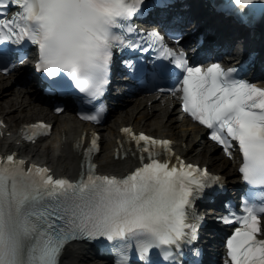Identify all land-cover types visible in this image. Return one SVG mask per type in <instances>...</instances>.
<instances>
[{"label":"snow or ice","instance_id":"6c2138e0","mask_svg":"<svg viewBox=\"0 0 264 264\" xmlns=\"http://www.w3.org/2000/svg\"><path fill=\"white\" fill-rule=\"evenodd\" d=\"M232 3L245 10L252 0ZM9 5L18 10L9 15ZM143 9L144 0H0V41L18 45L29 38L38 45L35 66L52 77L53 84H74L89 97L104 93L114 47L144 52L155 48L170 59L171 64L151 72L170 77L179 70L174 90L182 92L183 108L207 126L229 156L238 142L243 179L259 186L245 199L242 213L221 217L240 225L227 238L226 264H264V87L240 78L235 68H224L219 61L190 63L183 49L169 47L158 27L139 29L131 23ZM11 60V48L0 47L3 71L11 69ZM126 63L134 74L143 73L135 61ZM103 112L101 104L81 115L99 121ZM51 127L40 120L28 125L24 135L34 140ZM122 131L141 153L139 166L122 176L95 170L91 154L99 147L98 133L84 149L76 179L55 177L46 165L25 166L15 153L0 156V264H59L67 242L101 236L116 246L117 264H127L133 241L144 256L153 246L180 248L182 240L196 238L203 217L192 212L193 199L203 194L204 185L223 178L180 156L177 163L159 158L155 146L171 155L170 139L136 132L131 125ZM163 255L176 264L174 253L164 250Z\"/></svg>","mask_w":264,"mask_h":264},{"label":"bare ground","instance_id":"6f19581e","mask_svg":"<svg viewBox=\"0 0 264 264\" xmlns=\"http://www.w3.org/2000/svg\"><path fill=\"white\" fill-rule=\"evenodd\" d=\"M188 25L190 24L184 27L185 30L189 28ZM213 25H216L212 32L215 35L220 28H216L219 24ZM225 38L228 39L227 36ZM120 101L121 106L110 112V119L95 126L102 135L101 149L94 157L98 171L123 174L136 165L137 161L131 156L132 150L129 149L127 156L122 157L125 149L119 145L120 127L131 125L151 135L170 138L174 142L176 153L186 160L210 165L213 171L227 174L229 183L237 181L233 161L223 154H215L217 147L206 138L204 128L181 112L176 94H145L142 97L124 95ZM73 112L68 107L60 114L53 113L50 103L42 105L15 76L0 75V121L3 124L0 125V150H15L18 155L27 158V161L35 159L43 162L55 175L76 176L80 170L82 155L75 144L81 137L87 139L92 124L79 120ZM41 119L53 123L51 135L36 143L27 141L22 133L24 124ZM93 257H96L95 253L88 245L72 242L65 245L59 264H94L86 261ZM100 264L108 263L102 261Z\"/></svg>","mask_w":264,"mask_h":264},{"label":"rangeland","instance_id":"374dc122","mask_svg":"<svg viewBox=\"0 0 264 264\" xmlns=\"http://www.w3.org/2000/svg\"><path fill=\"white\" fill-rule=\"evenodd\" d=\"M215 154H220V152L217 150V153H215ZM210 169L211 168H213L212 166H210V165H207ZM86 261H89V262H93L94 264H100V261L97 259V258H95V257H93V258H91V259H88V260H86Z\"/></svg>","mask_w":264,"mask_h":264}]
</instances>
